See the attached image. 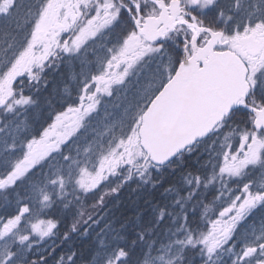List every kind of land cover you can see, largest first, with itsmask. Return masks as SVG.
I'll use <instances>...</instances> for the list:
<instances>
[{"label": "snow or ice", "instance_id": "snow-or-ice-1", "mask_svg": "<svg viewBox=\"0 0 264 264\" xmlns=\"http://www.w3.org/2000/svg\"><path fill=\"white\" fill-rule=\"evenodd\" d=\"M0 264H264V0H0Z\"/></svg>", "mask_w": 264, "mask_h": 264}, {"label": "trees", "instance_id": "trees-1", "mask_svg": "<svg viewBox=\"0 0 264 264\" xmlns=\"http://www.w3.org/2000/svg\"><path fill=\"white\" fill-rule=\"evenodd\" d=\"M136 195L137 194L132 193L130 190H126L122 194V200H123L122 210L123 208L128 209L133 207V201L135 200Z\"/></svg>", "mask_w": 264, "mask_h": 264}]
</instances>
